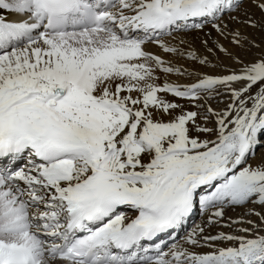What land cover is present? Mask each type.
I'll use <instances>...</instances> for the list:
<instances>
[{"label":"snow or ice","instance_id":"6c2138e0","mask_svg":"<svg viewBox=\"0 0 264 264\" xmlns=\"http://www.w3.org/2000/svg\"><path fill=\"white\" fill-rule=\"evenodd\" d=\"M262 148L264 0H0V264H264Z\"/></svg>","mask_w":264,"mask_h":264},{"label":"rangeland","instance_id":"374dc122","mask_svg":"<svg viewBox=\"0 0 264 264\" xmlns=\"http://www.w3.org/2000/svg\"><path fill=\"white\" fill-rule=\"evenodd\" d=\"M253 11H255L256 12V16H257V18H259V16H260V13L258 12V11H256L255 9H252ZM236 25H233V27H235ZM210 28H211V26L210 25H208L206 28H205V31L206 32H208V31H211L210 30ZM244 31H247L248 33H249V35L250 36H253L256 40H257V42H259L260 41V39H261V33L259 32V31H254V30H251V29H244ZM189 37H190V33L189 34H187ZM212 35H213V37L215 38L216 37V33L213 31L212 32ZM221 42H223L224 43V41H221ZM196 48H200L201 46H200V44H198L197 42L196 43H194L193 44ZM227 45V44H226ZM201 51H203V49L201 48ZM220 59H221V61H223L224 63H228V61L226 60V58L224 57V56H221L220 57ZM210 69H212V68H208V69H204V71H209ZM216 69H218L219 71H224V69L223 68H216ZM219 99V98H218ZM220 99H222L223 100V103H220L219 104V107H221L222 108V106L225 104V103H227V98L225 97V98H220ZM212 104H213V106H217V100H215V101H213V102H211ZM262 154H264V149L262 148V149H259L258 151H257V155H256V158L258 159L259 158V156L260 155H262ZM258 156V157H257ZM244 208H239L238 207V209L236 208V209H234V210H228V212H227V214L229 213V212H239V211H241V210H243ZM242 215H244V213H242ZM195 218H193V221L190 223V226H192V225H194V224H197V223H200L201 222V220H202V214L200 213V212H198L195 216H194ZM222 230H224V231H228V229H222Z\"/></svg>","mask_w":264,"mask_h":264},{"label":"bare ground","instance_id":"6f19581e","mask_svg":"<svg viewBox=\"0 0 264 264\" xmlns=\"http://www.w3.org/2000/svg\"><path fill=\"white\" fill-rule=\"evenodd\" d=\"M210 30H211V28H210ZM204 32H206L205 30H204ZM204 35V33H200V32H192V33H190V37L188 36V35H186L185 36V39H188V40H190V41H192V44H194V43H198V44H200V40L198 39V37H201V36H203ZM223 43V42H222ZM224 43L225 44H227V42L226 41H224ZM194 46V45H193ZM195 47V46H194ZM221 56H223V55H221ZM209 71H215V72H222V71H219L218 69H210ZM218 99V98H217ZM220 99V98H219ZM213 101H215V100H212L211 102H213ZM222 107H224V105L222 106ZM264 149V148H263ZM258 157V156H257ZM260 157V156H259ZM238 209V208H237ZM245 211H246V209H243V210H241V211H239V212H229L227 215L229 216V217H232V218H239V217H241V216H243L242 215V213H245ZM194 218V217H193ZM192 222V221H191ZM190 222V223H191ZM214 231H215V229H214Z\"/></svg>","mask_w":264,"mask_h":264}]
</instances>
